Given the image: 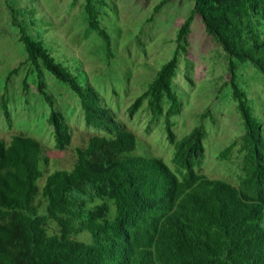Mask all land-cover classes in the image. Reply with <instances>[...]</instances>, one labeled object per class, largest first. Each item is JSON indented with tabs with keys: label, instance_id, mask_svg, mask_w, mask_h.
Instances as JSON below:
<instances>
[{
	"label": "trees",
	"instance_id": "obj_1",
	"mask_svg": "<svg viewBox=\"0 0 264 264\" xmlns=\"http://www.w3.org/2000/svg\"><path fill=\"white\" fill-rule=\"evenodd\" d=\"M170 1L161 0L152 16ZM192 1L172 56L127 109L132 116L144 106L150 123L162 122L174 170L159 157L137 154L136 136L93 85L87 79L80 83L40 40L15 23L26 58L6 80L23 65L35 74L36 92L48 107L54 149L66 150L72 136L43 71L75 95L84 125L100 134L74 148L70 169L50 173L37 140L23 135L0 139V264H264V128L235 65L246 63L264 74V0ZM101 6V0H83L88 28L105 42L109 57L111 40L99 24ZM194 16L227 58L225 84L243 134L218 160H230L232 154L240 160L235 184L197 173L204 158L201 124L180 139L173 132L172 118L181 110L173 80L179 57L188 53ZM22 84L27 92L26 80ZM6 96L4 92L0 106L10 127ZM49 222L56 227L51 235ZM84 235L86 240L80 239Z\"/></svg>",
	"mask_w": 264,
	"mask_h": 264
},
{
	"label": "rangeland",
	"instance_id": "obj_2",
	"mask_svg": "<svg viewBox=\"0 0 264 264\" xmlns=\"http://www.w3.org/2000/svg\"><path fill=\"white\" fill-rule=\"evenodd\" d=\"M101 1L99 24L111 40L109 57L105 42L88 28L83 0H0V105L6 92L11 125L8 127L0 106V139L8 142L13 135H23L37 140L48 158L46 171L50 173L70 169L75 159L74 148L84 146L89 137L100 134L84 125L75 95L43 71L47 90L64 114L72 136L66 150L54 149L52 128L46 122L48 107L36 92L35 74L23 65L6 80L9 71L26 58L18 42L15 23H19L33 40L43 43L56 61L67 66L80 83L87 79L93 85L105 105L136 136L137 154L159 157L174 170L173 148L166 140L162 122L150 123V113L144 106L132 116L127 109L145 91L156 70L172 56L178 28L191 15L193 1L172 0L153 16V8L161 0ZM8 7L14 13V21ZM188 43L187 56L179 57L173 80L181 100L180 113L172 118L173 132L180 139L201 124L205 131L204 158L197 173L235 184L240 160L235 154L230 160H218V155L243 134L230 87L225 84L227 58L205 33L197 16L191 21ZM235 65L238 80L264 128V74L246 63ZM23 80L28 84L27 92L23 90ZM46 229L50 235L56 231L51 222Z\"/></svg>",
	"mask_w": 264,
	"mask_h": 264
}]
</instances>
